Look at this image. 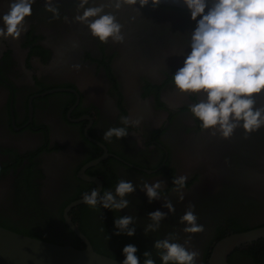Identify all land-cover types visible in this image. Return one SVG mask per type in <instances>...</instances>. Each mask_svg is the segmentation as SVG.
Listing matches in <instances>:
<instances>
[{
  "label": "flooded vegetation",
  "instance_id": "1",
  "mask_svg": "<svg viewBox=\"0 0 264 264\" xmlns=\"http://www.w3.org/2000/svg\"><path fill=\"white\" fill-rule=\"evenodd\" d=\"M8 2L0 0V14ZM77 2L56 0L53 19L44 0H35L20 38L0 39V226L84 248L65 220L68 206L99 188L84 175L100 180L102 190L121 178L134 185L160 180L161 198L151 204L137 189L120 213L82 204L68 215L100 254L123 259L122 248L133 244L160 264L140 234H112L114 216L133 215L142 224L160 210L166 229L158 232L188 240L199 253L196 264H208L219 240L264 227V127L247 135L237 128L223 139L193 119L190 106L204 97L181 93L172 82L190 51L195 24L188 11L151 4L115 11L109 0H89L86 7L104 5L122 26V42L101 44L73 22ZM256 106L264 107V95ZM122 116L138 119V127L104 141ZM177 175L187 177L182 201L173 191ZM189 206L203 225L190 239L179 222ZM229 262L264 264V239L240 246Z\"/></svg>",
  "mask_w": 264,
  "mask_h": 264
},
{
  "label": "clouds",
  "instance_id": "2",
  "mask_svg": "<svg viewBox=\"0 0 264 264\" xmlns=\"http://www.w3.org/2000/svg\"><path fill=\"white\" fill-rule=\"evenodd\" d=\"M160 0H109L113 10L123 6L141 8ZM176 2V0H172ZM189 13L195 26L190 33V51L172 76L175 88L186 94L200 95L204 99L190 106V113L199 122L202 131L219 134L223 139L232 136L237 128L245 135L264 127V107L256 106V98L264 95V0H179ZM35 0H9L7 11L0 14V39L18 40L24 31L26 18L32 14ZM89 0H78L77 14L73 22L85 25L93 39L101 44L122 42L121 25L115 15L104 11V5L86 7ZM56 0H44V9L53 19L59 18ZM67 19V18H65ZM138 119L120 118V127H110L103 133L109 143L113 138L129 135V127H138ZM187 177L177 175L172 179L173 191L178 201L184 199L183 190ZM164 184L160 180L152 183L133 184L128 179H118L114 187L99 191L92 188L82 194L81 202L92 210L121 212L129 207L128 197L141 190L149 204L161 198ZM168 213L175 211L171 201H165ZM165 213L155 210L148 214L143 227L144 235L156 232ZM137 217L116 215L113 219V235H135ZM183 232L192 234L203 231L197 216L189 206L179 217ZM185 242H175L170 235L153 242L160 264H196L199 253L186 247ZM133 244H126L121 255V264H156L152 253L145 251L143 260L137 255Z\"/></svg>",
  "mask_w": 264,
  "mask_h": 264
},
{
  "label": "water",
  "instance_id": "3",
  "mask_svg": "<svg viewBox=\"0 0 264 264\" xmlns=\"http://www.w3.org/2000/svg\"><path fill=\"white\" fill-rule=\"evenodd\" d=\"M158 5L187 11L179 0H160ZM84 179L95 182L99 187L98 192L102 190L100 180L85 175ZM82 204L80 199L68 206L65 220L84 242V248L48 242L0 226V264H121V260L97 252L87 237L72 223L69 212ZM259 239H264V227L227 236L214 245L208 264H230L229 257L237 248Z\"/></svg>",
  "mask_w": 264,
  "mask_h": 264
},
{
  "label": "rangeland",
  "instance_id": "4",
  "mask_svg": "<svg viewBox=\"0 0 264 264\" xmlns=\"http://www.w3.org/2000/svg\"><path fill=\"white\" fill-rule=\"evenodd\" d=\"M148 223V220H146L145 222H143L142 224L141 223H137L136 221V226H137V229H136V232H135V235L137 234H140L142 236V239L145 241V244L152 249V252L153 253H156V251L153 249V242L157 239H163L164 237H166V233H159L158 230H162L164 229V232H165V229L166 228H162L161 225L159 227V229L156 231V232H150L147 236L144 235V232H143V227L144 225ZM157 235V236H156Z\"/></svg>",
  "mask_w": 264,
  "mask_h": 264
},
{
  "label": "trees",
  "instance_id": "5",
  "mask_svg": "<svg viewBox=\"0 0 264 264\" xmlns=\"http://www.w3.org/2000/svg\"><path fill=\"white\" fill-rule=\"evenodd\" d=\"M94 246H95V244H94ZM119 254H121V253H119ZM136 255L139 257V256L142 255V253H141V252H137ZM121 256H122V255H121ZM119 258H120V257H119ZM122 258H123V256H122ZM116 259H117V258H116ZM118 260H121V261H122L123 259H118Z\"/></svg>",
  "mask_w": 264,
  "mask_h": 264
}]
</instances>
